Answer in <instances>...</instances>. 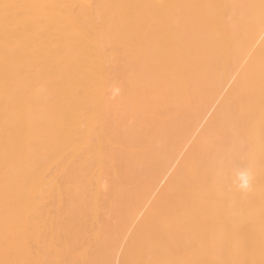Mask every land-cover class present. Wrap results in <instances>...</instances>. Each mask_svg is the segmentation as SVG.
I'll return each instance as SVG.
<instances>
[{"label": "bare ground", "instance_id": "obj_1", "mask_svg": "<svg viewBox=\"0 0 264 264\" xmlns=\"http://www.w3.org/2000/svg\"><path fill=\"white\" fill-rule=\"evenodd\" d=\"M0 264H264V0H0Z\"/></svg>", "mask_w": 264, "mask_h": 264}, {"label": "clouds", "instance_id": "obj_2", "mask_svg": "<svg viewBox=\"0 0 264 264\" xmlns=\"http://www.w3.org/2000/svg\"><path fill=\"white\" fill-rule=\"evenodd\" d=\"M254 171L251 167L236 168L231 172V187L240 193L252 190Z\"/></svg>", "mask_w": 264, "mask_h": 264}]
</instances>
